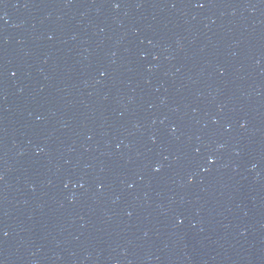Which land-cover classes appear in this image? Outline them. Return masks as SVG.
<instances>
[{"label":"water","instance_id":"1","mask_svg":"<svg viewBox=\"0 0 264 264\" xmlns=\"http://www.w3.org/2000/svg\"><path fill=\"white\" fill-rule=\"evenodd\" d=\"M0 264H264V0H0Z\"/></svg>","mask_w":264,"mask_h":264}]
</instances>
